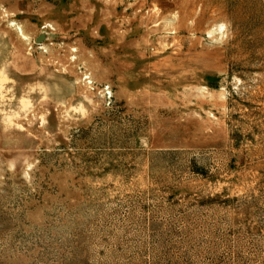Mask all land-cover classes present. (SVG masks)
<instances>
[{"label": "rangeland", "instance_id": "374dc122", "mask_svg": "<svg viewBox=\"0 0 264 264\" xmlns=\"http://www.w3.org/2000/svg\"><path fill=\"white\" fill-rule=\"evenodd\" d=\"M0 264H264V0H0Z\"/></svg>", "mask_w": 264, "mask_h": 264}]
</instances>
